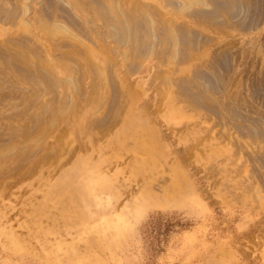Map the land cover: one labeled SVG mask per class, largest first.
Returning a JSON list of instances; mask_svg holds the SVG:
<instances>
[{"label": "rangeland", "instance_id": "rangeland-1", "mask_svg": "<svg viewBox=\"0 0 264 264\" xmlns=\"http://www.w3.org/2000/svg\"><path fill=\"white\" fill-rule=\"evenodd\" d=\"M125 1L136 2L137 6L140 1L139 10L146 12V6L162 18L179 21L194 30L195 44L188 49L183 63L160 67L154 60L143 62L144 69L156 64L159 75L147 92L146 86L139 90L151 102L154 96L156 102L163 99L164 93L166 96L164 110L155 117L159 125L156 127L165 136L160 142L163 152L157 158L138 151V164L134 167L98 173L94 165L116 154L114 151L104 155L108 144L102 141L92 148L101 150L93 158L79 156L85 160H73L80 162L79 171L69 174L71 165H67V173H57V165L66 161L72 147L84 141L90 145L91 140L100 137L96 124L79 120L86 111L80 116L81 110H74L43 142L30 139L32 151L20 150L16 156L1 157L0 264H264V0L237 1L238 5L245 3V7L237 5L227 27L176 16L164 7L162 0ZM18 2L26 4V0ZM36 2L47 5L42 0ZM36 7L42 14L41 7ZM87 26V35L94 37ZM2 28L0 42L12 32L25 31L20 27ZM72 43H79L83 51L87 49L82 44L90 47L82 38ZM49 51L44 54L49 56ZM72 57L80 64L84 61L81 56ZM48 61L58 69L61 64L71 65L69 60L54 61L51 56ZM121 61L115 59L117 64ZM103 62L98 63L102 68ZM120 70L118 86L124 105V101L128 102L122 78L125 63L121 62ZM198 71L210 86H216L212 94L207 92L209 97L225 104L230 113L223 110L222 116L217 111L192 108L178 96L176 82L183 77L193 79ZM139 73L136 79L147 80V73ZM162 74L167 75L164 80ZM168 81L170 85L166 84ZM202 81L205 85L204 80L198 83L204 89ZM12 94L17 95L15 91H0V96ZM13 96L0 97L1 144L10 138L8 132L20 127L19 113L38 109L19 106L23 101ZM45 100L46 97L38 102ZM154 110L150 107L147 115L154 118ZM165 119L169 128H174L172 136L163 123ZM179 122L187 123L174 125ZM14 139L16 144L28 145L22 137ZM138 145L146 149L151 146L147 142ZM34 148L37 149L33 152ZM54 151L55 156L46 162ZM166 153L171 155L164 156ZM59 154L61 158L57 159ZM135 176L147 177L146 181L153 183L165 178L176 191L159 194L146 190L148 194L137 196L134 203L121 208L127 195L116 188L118 184L130 187L135 182L132 180L142 179Z\"/></svg>", "mask_w": 264, "mask_h": 264}, {"label": "bare ground", "instance_id": "bare-ground-1", "mask_svg": "<svg viewBox=\"0 0 264 264\" xmlns=\"http://www.w3.org/2000/svg\"><path fill=\"white\" fill-rule=\"evenodd\" d=\"M18 1L0 0V28L20 27L26 31H22L24 34L17 33L19 30L12 32V36L0 42V91H15L17 95L13 96L12 94V96L23 101L22 103L19 102V106L38 107V109L34 112L27 110L22 113L18 112L19 114H17L20 116L18 118L21 122V124L19 123L20 127H14L7 134L5 131L3 132L9 135L10 138L7 139L4 136L7 140H3L2 144L0 143V162L4 161L1 157L14 154L16 156L20 150L26 152L25 150L30 149L32 151L28 144L30 139L35 142L47 139L58 123L64 122V117L69 112H74V110H81L79 114L86 111L82 116L80 114L81 118L79 120L96 124V130L99 132L100 137L91 140L90 145L84 141L80 142L78 146L72 147L67 153L68 158L66 161L62 165L60 161L57 165V173L61 171L67 173V171H64L67 165H71V169H68L69 174L79 171L80 162L73 160H76L75 158L79 156L93 158L94 153L101 150L92 151V148L102 141L108 144L104 148V155L114 151L116 154L108 155L110 162L107 159L96 164V166L94 165V169L98 173H103V171L110 173L118 168L127 170V167H134L138 164L136 153L138 151H141L143 156L150 154L160 158L159 152H163V145L160 142L164 141L165 136L162 131L158 130L159 125H157L158 122H155V117L157 118L156 115L164 110V97L166 96L163 92V99L156 102L157 98L154 96L151 102L148 99L149 97L147 98L144 94L155 81V77L158 78L159 73L157 74L158 67L156 64L148 65L144 69L143 62L154 60L157 61L160 67L161 65L172 64L175 67L177 64L183 63L188 55V49L195 44V41H193L195 37L193 35L194 30L189 25L182 24L179 21L162 18L146 6H143L146 12L143 9L139 10L137 7L142 5H139L140 1H138V6L136 2L131 4L126 3L125 0H42L47 4L46 6L39 4L36 0H26L24 5H20ZM237 1L239 0H162L164 7L176 16L196 19L197 22L205 25L225 27L228 25L232 11L238 5ZM240 5L245 7L243 2ZM36 6L41 7L42 14H39V8L37 9ZM91 13H93L92 16ZM87 25H89L94 37L87 35L85 29V26L88 28ZM81 38L90 44L89 48L88 45L82 44L85 45L86 51L82 50L79 43H72V41L79 42ZM47 50H50L49 53L52 52L49 56L53 57L54 61L59 60L61 62L66 59L71 61V65L63 66L59 63L61 64L59 69L55 68L48 61L49 56L44 54V51ZM72 55L81 56L87 62L84 63L82 60L83 63L80 64V61L72 59ZM117 58H120L123 64L125 63L122 78L129 103L124 101V105L121 104L122 90L120 91L118 86V73H122L120 70L121 62L115 63ZM99 61H104V68L100 67ZM200 71L194 74L193 79L183 77V79L176 82L178 96L184 98L183 100L192 108L204 109L208 113L209 111H212V113L217 111L224 116L222 112L226 110L225 104L216 103L212 100L213 97H209V94L214 92L212 89L216 86H210L212 84H209L210 82L205 79L201 74L202 71ZM144 72L147 73V80H144V77L136 79L135 76L138 73L143 74ZM163 74L162 79L164 80L166 74L164 76ZM170 77L168 80H170ZM199 80L205 81V85L202 81L204 89L198 83ZM170 83L168 81L166 84L170 85ZM166 84L164 85L167 86ZM143 86L147 87L145 92L139 90V88H144ZM208 91L211 93L207 94ZM1 96H3L2 98L12 97L11 95ZM44 97L47 100L38 102V99ZM177 99L175 100L177 101ZM187 105L185 108H187ZM150 107L155 109L152 114L154 118L151 117V114L147 115ZM224 113H230V110H226ZM88 115L90 119L87 118ZM168 122L166 120L163 123L172 136L175 131L174 128H169L170 124ZM186 123L179 122L174 123V125L183 126ZM258 134L260 136L261 132ZM16 136L22 137L28 145L16 144V141H13ZM250 138L252 139L253 136H250ZM140 142H147L151 146L147 149L139 147L138 143ZM57 144H59V141ZM153 145L160 151H157ZM36 149L34 148L33 152ZM168 150L171 151L169 147ZM55 152L49 158H46V162H49L55 156ZM166 155L170 156L171 154H164V156ZM60 158L61 154L57 156V159ZM78 160L84 161L85 159L78 158ZM164 170H167L166 173L170 172L168 169ZM141 172L145 174V172ZM135 177L142 179L132 180L135 182L134 185L130 186V190H127L130 187L125 184H118L116 188L117 191L123 192V195H127L125 201L120 205L121 208L134 203L135 198H138L137 196L143 197L141 194L147 193L146 190L159 194H167L169 191L174 193L176 191V187L170 185L165 178H159L156 183H153L147 182L146 180L149 179L147 177Z\"/></svg>", "mask_w": 264, "mask_h": 264}]
</instances>
